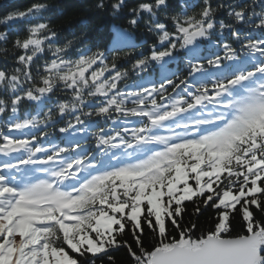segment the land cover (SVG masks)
Segmentation results:
<instances>
[{
    "label": "snow or ice",
    "instance_id": "6c2138e0",
    "mask_svg": "<svg viewBox=\"0 0 264 264\" xmlns=\"http://www.w3.org/2000/svg\"><path fill=\"white\" fill-rule=\"evenodd\" d=\"M87 11L127 27L109 47L64 37L43 0L0 18V264H264V0Z\"/></svg>",
    "mask_w": 264,
    "mask_h": 264
},
{
    "label": "trees",
    "instance_id": "16d2710c",
    "mask_svg": "<svg viewBox=\"0 0 264 264\" xmlns=\"http://www.w3.org/2000/svg\"><path fill=\"white\" fill-rule=\"evenodd\" d=\"M35 2H37V0H0V18H3L6 14L12 11L26 10ZM43 2L56 5L60 10H62L63 15H54L53 13H49V15H53L54 26L61 30L64 37L71 38L74 33L79 34L81 31H85L88 33L91 43L110 47L115 40L117 27L120 25L127 27V22L123 18L120 20H113L106 13H94L87 11L88 5L92 3L93 0H43ZM221 2L227 4L231 3L232 0H221ZM145 18L147 17L145 16ZM221 18L227 19L226 15H222ZM32 23L35 24L36 21H32ZM85 25H87V27H85ZM28 26L29 24L24 21L15 22L12 25L11 33L13 39L16 34H19L21 38L26 36ZM0 31H8V29L5 26L0 25ZM248 34L253 37H260L261 35L259 30H248ZM155 41V35L146 32L142 22L140 27L135 30V34L133 36L134 43L143 45V47L139 48L137 51H142L145 54H148L150 52L149 45ZM219 41L224 43H234V38L230 33H228L223 37H219ZM8 47H11V44H9ZM72 54L75 56V52ZM221 54L223 53L221 52ZM44 55L46 58H51L50 53H45ZM13 66V60L8 59L5 64L2 57H0V69L7 67L10 71ZM169 67L173 71H180L181 75L187 74L186 63L181 64L177 61L174 64H170ZM67 98L68 97L66 96L59 97L60 100ZM32 103L34 104V102ZM31 114L35 115V111H32ZM2 119L3 118H0V120ZM56 136L59 137V139H57V143H60L63 139V134L57 132ZM189 207H191V205H189ZM214 216L215 211L210 209L205 216L200 218L199 223L202 227H208L213 222ZM239 220L240 218L237 217V227H239ZM115 260L116 264H131L130 259L127 257V253L124 251L117 252L115 254Z\"/></svg>",
    "mask_w": 264,
    "mask_h": 264
}]
</instances>
